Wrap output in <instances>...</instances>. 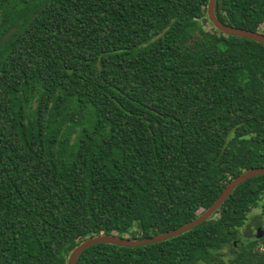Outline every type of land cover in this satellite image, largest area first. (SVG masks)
Returning a JSON list of instances; mask_svg holds the SVG:
<instances>
[{
	"label": "trees",
	"instance_id": "16d2710c",
	"mask_svg": "<svg viewBox=\"0 0 264 264\" xmlns=\"http://www.w3.org/2000/svg\"><path fill=\"white\" fill-rule=\"evenodd\" d=\"M209 0H0V264H67L147 238L264 166V44ZM39 12L36 18L33 16ZM264 34V0H218ZM257 210V234H247ZM264 175L170 240L78 264H264Z\"/></svg>",
	"mask_w": 264,
	"mask_h": 264
},
{
	"label": "water",
	"instance_id": "95a60500",
	"mask_svg": "<svg viewBox=\"0 0 264 264\" xmlns=\"http://www.w3.org/2000/svg\"><path fill=\"white\" fill-rule=\"evenodd\" d=\"M217 2L218 0H209V4L207 8L208 19L210 23L214 26V28H216L218 31L226 35L252 39L264 44L263 33L233 27L221 21L216 13ZM38 15L39 12H37L33 16V18H36ZM17 30H18V26H14L13 28H11L1 39L0 47L3 44H5L11 38V36L17 32ZM263 175H264V166L251 168L249 170L244 171L227 185L225 190L216 199V201L208 209H206L200 216L173 230L163 232L157 235H153L147 238H126L116 234L103 233L84 239L79 244H77V246L71 251L68 257L67 264H78L79 259L86 250L99 244H108V245H116L121 247L136 248L141 246H149V245L157 244L159 242L170 240L172 238L185 234L193 230L197 226L201 225L202 223L212 219L220 210V208L223 206V204L230 198V196L237 189V187L244 184L249 179Z\"/></svg>",
	"mask_w": 264,
	"mask_h": 264
},
{
	"label": "rangeland",
	"instance_id": "374dc122",
	"mask_svg": "<svg viewBox=\"0 0 264 264\" xmlns=\"http://www.w3.org/2000/svg\"><path fill=\"white\" fill-rule=\"evenodd\" d=\"M263 29H264V27H263ZM259 215H261V211H259V210H257L254 214L251 215V220L249 221V225L246 228L247 234L248 233H252L253 235L257 234L258 226H260V225H258L259 224L258 220H256V219L254 220L253 217H257ZM263 248H264V246H263Z\"/></svg>",
	"mask_w": 264,
	"mask_h": 264
}]
</instances>
